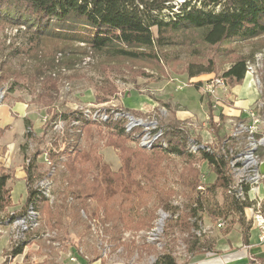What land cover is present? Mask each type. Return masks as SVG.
Returning <instances> with one entry per match:
<instances>
[{"label":"rangeland","instance_id":"rangeland-1","mask_svg":"<svg viewBox=\"0 0 264 264\" xmlns=\"http://www.w3.org/2000/svg\"><path fill=\"white\" fill-rule=\"evenodd\" d=\"M182 2L166 1L174 7ZM173 41L176 42L173 45L156 47L155 58H110L88 50L83 42L32 38L30 30L0 20V113L6 105L10 110L17 103L25 107L22 119L17 121L15 117L18 127L16 123L12 129L9 125L0 128V136L8 129L21 145L15 152H19L20 161L8 166L5 162L13 152L8 151L7 145L0 147V174L9 173L6 188L11 194L15 168L23 170L25 176L31 163L35 168L33 186L46 180L51 192L40 212L31 209L37 221L31 229L23 230L21 225L15 238L12 220L8 226H0V237L7 236L9 228L8 250L16 239L27 242L20 256L7 257V264H60L65 253L74 261L79 254L87 261L99 256L103 263L158 264L160 260L159 264H163L172 259L174 264H234L227 259L236 256L240 249L231 244L238 239L237 225L229 223V218L212 220L204 215L194 232L183 221L192 222L195 217L188 218L184 212L197 194L207 196V205L222 203L229 188L244 175L256 180L250 196L264 204V35L212 46L202 43L200 31L195 30L178 33ZM240 58H246L248 72L241 84L230 87L222 73ZM188 66L211 72L190 77ZM218 78L224 79V87H215L214 95L206 93L203 85ZM197 82H201L199 88ZM239 87L243 91L249 89L252 96L257 93V99L248 107L256 111L261 121L262 131L256 132V138L237 131L248 108L239 115L229 114L231 99ZM72 112H83L94 122L120 121L133 142L148 148L161 130L169 126L177 128L192 143L197 141L224 157L227 184L207 193L215 174L199 155L190 161L169 157L159 163L165 172L159 186L172 210L156 204V197L151 196L147 204L154 211L150 226L111 233L114 222L101 220V209L95 207L94 200L63 197L64 177L69 175L64 161L69 154L94 144L93 152L100 153L112 169L120 165L116 148L105 145V136L111 129L97 125L80 127L63 119L64 114ZM150 132L155 135L150 137ZM9 133L6 136L12 134ZM247 161L249 164L243 167ZM151 163L154 165V160ZM85 176L92 178L91 174ZM190 181L193 188L188 186ZM12 185L14 202L10 198L6 206L0 207V220L24 211L26 182L19 179ZM61 203L63 207H58ZM29 211L27 208L26 219ZM230 231L227 238L224 234ZM251 238L255 244L256 231H251ZM7 239L1 237L2 245L4 242L7 245ZM218 241L229 242L230 248L222 250ZM192 242L195 244L191 248ZM5 253L3 256L0 253L3 261Z\"/></svg>","mask_w":264,"mask_h":264},{"label":"trees","instance_id":"trees-1","mask_svg":"<svg viewBox=\"0 0 264 264\" xmlns=\"http://www.w3.org/2000/svg\"><path fill=\"white\" fill-rule=\"evenodd\" d=\"M166 1L0 0V20L16 28L30 30L31 37L35 39L50 37L63 41L83 42L92 52L103 53L110 58L127 59L155 58L156 47L173 45L176 43L173 41L174 36L184 31H200V41L212 46L264 35V0H184L176 7ZM192 67L188 66L190 77L211 72L207 68ZM246 72V58H240L232 62L222 76L230 83L228 85L233 87L241 84ZM200 83H196L198 88ZM208 111L211 120V109L208 108ZM63 119L71 120L80 127L97 125L105 127L108 131L111 129L108 136H105V145L110 144L118 151L120 160L118 168L112 169L100 153L93 152L94 144H90L87 149L69 154L68 158L66 156L64 163L69 169V175L67 178L64 177L66 187L63 193V197L66 198L74 196L84 201L94 200L95 207L101 209V220L114 222L110 229L111 233L119 234L126 228L140 229L150 226L154 211L147 204L151 196L156 197L154 198L156 204L167 210L171 209L166 202V195L159 186L165 175L159 163L166 162L169 157L190 161L199 155L215 174L213 182L207 186V193L227 184L224 157L198 144L197 141L192 143L190 138L172 126L161 130L156 139L152 140L154 141L151 142L152 147L148 148L133 142L120 121L117 124L89 121L83 112L64 114ZM154 135L150 132V137ZM193 145L196 147L193 148ZM152 160L155 162L154 165L151 163ZM34 174V165L30 163L25 175L27 196L24 211L20 215L27 208L40 212L42 203L49 199L43 192L33 187ZM88 174H91V179L85 176ZM9 178V173L0 174L1 208L10 202L9 190L6 188ZM188 186H193V181H190ZM249 189L248 185L243 184L244 199L227 192L225 201L212 205H207L206 195L197 194L184 212L186 217H195V220L183 223H189V228L194 229L198 227V222L204 215L212 220L229 218V223L239 224L242 241L247 243L251 229L247 209L254 204V200L248 196ZM63 205L61 203L58 207ZM92 207L96 210L94 206ZM75 208L77 211L78 206ZM16 216L18 215L12 214L8 216V220H0V223L6 225ZM197 230L194 229V232ZM197 239L195 238V241H198ZM26 243L20 240L11 245L5 253L6 256L11 258L21 254ZM194 244L192 242L191 248ZM7 257L3 261L4 264L9 260ZM163 264L174 262L171 259Z\"/></svg>","mask_w":264,"mask_h":264},{"label":"crops","instance_id":"crops-1","mask_svg":"<svg viewBox=\"0 0 264 264\" xmlns=\"http://www.w3.org/2000/svg\"><path fill=\"white\" fill-rule=\"evenodd\" d=\"M249 86V85H248ZM247 86V87H248ZM251 89V88H250ZM236 94L237 95H234V97L231 99L232 100V106L230 107V111H229V114L231 115H239L240 113H243L244 111L242 110H245L247 109L249 106L252 105V103L257 99L256 98V94L255 91L252 89V91L255 93V95H251L249 92L250 90L247 89L246 91H243L242 87H239V88H236L235 90ZM252 92V94H253ZM3 110H2V113H0V128L2 126H5V125H9V127H11L12 129V126L13 124H16V126L18 127L19 124L18 122H16V118H17V121H19V119L21 120L24 113H25V107L23 104H20V103H17L15 105H13L12 109L10 110L8 108V106L6 105L3 106ZM9 110V114L7 113L6 110ZM16 117V118H15ZM19 118V119H18ZM2 129V128H1ZM12 133L11 135H8L6 136V133ZM4 135L3 136H0V147H3V146H8L9 150L8 151H12L13 153H11L10 155H8L7 157V160L5 162V165H13L12 163H14L15 160H18V162L20 161V157H19V152L18 154H16L15 152L16 151H19V148H20V141H18L14 136H13V132L12 131H8L5 130L4 132ZM9 133V134H10ZM6 146V147H7ZM13 175L15 178L11 179V183L10 185L13 187L12 183H16V180H19V179H22V180H25V176H24V171L23 170H20V168L17 166L13 172ZM8 181V180H7ZM9 183V182H8ZM8 183L7 186H8ZM11 187V194H10V198L13 201V197H12V191H13V188ZM2 224L0 223V226ZM237 225V228H236V231H237V236H238V239L237 241H235V243H231L233 246H237V248H240L238 249V251H236V256H234L233 258L231 259H227L228 261H232L234 264H254V263H257L259 264L261 261H264V241L263 242H259L258 241V237H257V229L252 227L251 226V229H250V232H249V238H248V242L247 243H244L242 241V238H241V232H240V226L239 224H236ZM2 226H8V225H2ZM256 231V242L254 244L252 238H251V231ZM231 233V231L229 233H225L224 235L228 238L229 237V234ZM1 237L3 239H6L8 238V243L7 245L4 244L2 245L1 243ZM0 237V253L1 255L3 256L5 251L8 250V246H9V228H8V235H2ZM219 243V241L217 242ZM219 245L221 246V249L222 250H225L227 248H230L229 247V242L228 244L227 243H219ZM7 246V249L6 247ZM253 250H256L255 252ZM254 252V253H253ZM68 253H65V258H62L61 259V263L60 264H124L122 262H113V263H103V261L101 260V257L97 256V257H94L92 258L90 261H87L85 259V256H82L81 254H79V256H75L76 258V261L74 260H70L67 256ZM21 254L19 255H16L15 257L17 256H20ZM13 257V258H15ZM2 260V257L0 256V264L3 262ZM264 263V262H263ZM262 263V264H263Z\"/></svg>","mask_w":264,"mask_h":264},{"label":"built area","instance_id":"built-area-1","mask_svg":"<svg viewBox=\"0 0 264 264\" xmlns=\"http://www.w3.org/2000/svg\"><path fill=\"white\" fill-rule=\"evenodd\" d=\"M248 72V68H247ZM224 79L218 78L215 80H211L203 85V89L206 93H209L211 95L215 94V87L220 86L224 87ZM245 121L240 122L238 132L244 134L245 136L248 137H254L256 138V132L257 131H262L261 125H259V122L256 121V111L253 108H248L245 111ZM249 164V162H245L242 166L246 167ZM257 177L259 170L256 169ZM256 182V180H249L247 179L246 175L241 176L235 186L232 188H229L227 191L228 193H234L239 199H244V194H243V184L248 185L250 187L248 191V196L251 200H254V204L252 207L248 208L247 210L250 211V214H248V217L251 220V226L257 229V237L259 242L264 241V204H260L255 198L250 196V192L252 191L253 188V183ZM40 186H48V193L50 194V184L46 180H43L41 184L33 186L34 188H40ZM198 188H201V186H198ZM21 224H27L26 220V211L22 215H18L15 218L12 219V227L16 228V237L20 234L21 231ZM218 225L221 226L222 222L219 220ZM33 226L30 225V229ZM18 239H16L13 243H17ZM11 247V246H10ZM7 256H5L6 258ZM13 258V257H11ZM73 259V258H71ZM264 264V263H263Z\"/></svg>","mask_w":264,"mask_h":264},{"label":"bare ground","instance_id":"bare-ground-1","mask_svg":"<svg viewBox=\"0 0 264 264\" xmlns=\"http://www.w3.org/2000/svg\"><path fill=\"white\" fill-rule=\"evenodd\" d=\"M256 121L257 122H261V121H259V119L256 117ZM262 123L264 124V122H263V120H262ZM151 139V138H150ZM249 180H250V178H249ZM251 180H253V179H251ZM38 190H40V192H43L48 198H50L51 196H50V194L48 193V187H46V186H40V188H38ZM30 211H29V214H28V218L26 219L27 220V224L25 225H23V224H21L22 225V227L24 228L23 230H25V229H27L28 227H30V223H29V221H32V226H34V224H36L37 223V221L35 220V215H33V214H36L35 212H33L31 209H29ZM162 212V211H161ZM163 216V215H162Z\"/></svg>","mask_w":264,"mask_h":264}]
</instances>
